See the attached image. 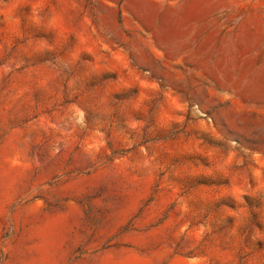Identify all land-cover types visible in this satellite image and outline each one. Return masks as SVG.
<instances>
[{
  "label": "rangeland",
  "instance_id": "rangeland-1",
  "mask_svg": "<svg viewBox=\"0 0 264 264\" xmlns=\"http://www.w3.org/2000/svg\"><path fill=\"white\" fill-rule=\"evenodd\" d=\"M0 264H264V0H0Z\"/></svg>",
  "mask_w": 264,
  "mask_h": 264
}]
</instances>
